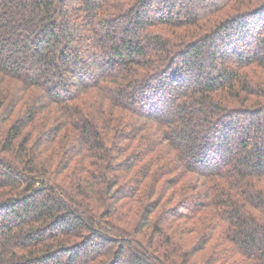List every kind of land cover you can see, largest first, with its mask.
<instances>
[{
  "label": "trees",
  "instance_id": "obj_1",
  "mask_svg": "<svg viewBox=\"0 0 264 264\" xmlns=\"http://www.w3.org/2000/svg\"><path fill=\"white\" fill-rule=\"evenodd\" d=\"M0 264H264V0H0Z\"/></svg>",
  "mask_w": 264,
  "mask_h": 264
}]
</instances>
